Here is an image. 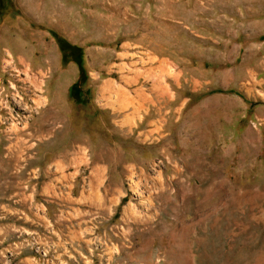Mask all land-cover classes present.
I'll return each instance as SVG.
<instances>
[{
    "label": "rangeland",
    "instance_id": "374dc122",
    "mask_svg": "<svg viewBox=\"0 0 264 264\" xmlns=\"http://www.w3.org/2000/svg\"><path fill=\"white\" fill-rule=\"evenodd\" d=\"M0 264H264V0H0Z\"/></svg>",
    "mask_w": 264,
    "mask_h": 264
}]
</instances>
